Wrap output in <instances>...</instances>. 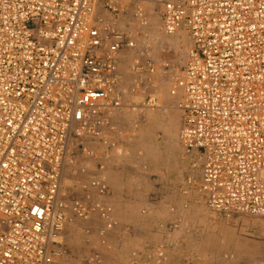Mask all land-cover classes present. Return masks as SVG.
Masks as SVG:
<instances>
[{
    "label": "built area",
    "instance_id": "2783aa9c",
    "mask_svg": "<svg viewBox=\"0 0 264 264\" xmlns=\"http://www.w3.org/2000/svg\"><path fill=\"white\" fill-rule=\"evenodd\" d=\"M145 1L0 0V264H64L58 237L73 217L95 212L102 232L112 226L110 205L65 197L62 169L76 162L71 146L93 154L87 142L116 144L119 53L137 43L118 25L127 16L145 25ZM159 15L165 33L184 28L191 39L174 84L178 137L207 205L264 222V0H163ZM141 54L137 86L155 69L147 45ZM91 185L107 192L102 178ZM171 245L141 264H162Z\"/></svg>",
    "mask_w": 264,
    "mask_h": 264
},
{
    "label": "rangeland",
    "instance_id": "374dc122",
    "mask_svg": "<svg viewBox=\"0 0 264 264\" xmlns=\"http://www.w3.org/2000/svg\"><path fill=\"white\" fill-rule=\"evenodd\" d=\"M162 1L144 2L147 23L138 29L128 16L118 25L136 32L137 43L119 53L125 105L112 114L117 129L110 136L115 146L107 149L87 142L93 154L82 151L81 145L71 146L68 158L76 162L62 169L61 191L69 200H95L91 185L95 178L112 184V194H102L98 200L112 207L113 224L102 232L103 221L97 213L73 217L66 220L58 240L71 223L73 243L86 251L72 264H141L146 252L167 242L172 245L166 247L162 264L172 250L174 258L168 264H264V222L255 215L223 214L209 208L199 189L200 171L181 146V91L174 84L192 43L184 28L164 32L159 15ZM146 45L155 69L150 81L137 86L132 64L142 59ZM152 97L156 102L149 104ZM95 151L96 156H110L109 165L105 169L103 164L97 175ZM174 221L178 222L175 228ZM65 250L62 261L70 253L69 248Z\"/></svg>",
    "mask_w": 264,
    "mask_h": 264
},
{
    "label": "crops",
    "instance_id": "0c3cea01",
    "mask_svg": "<svg viewBox=\"0 0 264 264\" xmlns=\"http://www.w3.org/2000/svg\"><path fill=\"white\" fill-rule=\"evenodd\" d=\"M109 157L108 156H102V155L101 156L100 155L95 156V175H97L98 173H102V169L100 170V168L103 167V164L105 165V169H106V166L109 165V163H110ZM102 175H104V173ZM106 175H107L106 177L108 179L111 176V174H109V172ZM106 183H107L108 189H107V192L105 194H110V193L112 194V192H113L112 184L108 183V182H106ZM100 195H102V194H99L97 192V190L95 189V199H98V196H100ZM72 227L73 226L71 223L67 224V226L63 232V239H62L63 241L62 240L60 241L64 248H69V252H70L68 254V256L62 261L64 264H72V263H74L72 261L73 259H82L84 257L83 256L84 253H86L85 248L83 246L75 245L73 243L72 238L74 237V231L72 230ZM61 236H62V234H61ZM174 253L175 252H173V250H172L168 254L167 261L164 264H168L174 258ZM95 264H97V263H95Z\"/></svg>",
    "mask_w": 264,
    "mask_h": 264
},
{
    "label": "bare ground",
    "instance_id": "6f19581e",
    "mask_svg": "<svg viewBox=\"0 0 264 264\" xmlns=\"http://www.w3.org/2000/svg\"><path fill=\"white\" fill-rule=\"evenodd\" d=\"M156 101H155V99H154V97H152V99H151V103H149V104H154ZM157 106V105H156Z\"/></svg>",
    "mask_w": 264,
    "mask_h": 264
}]
</instances>
